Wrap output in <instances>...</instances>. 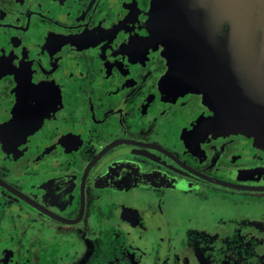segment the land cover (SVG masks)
Segmentation results:
<instances>
[{
    "label": "flooded vegetation",
    "instance_id": "obj_1",
    "mask_svg": "<svg viewBox=\"0 0 264 264\" xmlns=\"http://www.w3.org/2000/svg\"><path fill=\"white\" fill-rule=\"evenodd\" d=\"M159 0H0V264H264V147L173 96Z\"/></svg>",
    "mask_w": 264,
    "mask_h": 264
},
{
    "label": "water",
    "instance_id": "obj_2",
    "mask_svg": "<svg viewBox=\"0 0 264 264\" xmlns=\"http://www.w3.org/2000/svg\"><path fill=\"white\" fill-rule=\"evenodd\" d=\"M153 17L165 89L201 95L218 132L264 147V0H159Z\"/></svg>",
    "mask_w": 264,
    "mask_h": 264
}]
</instances>
